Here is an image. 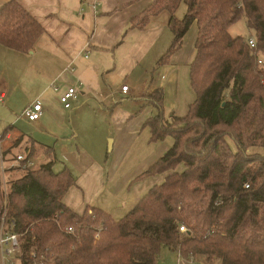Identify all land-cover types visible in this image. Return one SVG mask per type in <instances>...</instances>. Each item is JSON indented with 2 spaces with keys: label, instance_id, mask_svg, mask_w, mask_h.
<instances>
[{
  "label": "trees",
  "instance_id": "trees-1",
  "mask_svg": "<svg viewBox=\"0 0 264 264\" xmlns=\"http://www.w3.org/2000/svg\"><path fill=\"white\" fill-rule=\"evenodd\" d=\"M182 3L186 11L177 19ZM163 11L173 39L160 65L197 25L189 71L196 99L187 115L166 120L162 91L153 92L157 114L145 125L152 141L169 135L173 144L137 178L172 172L118 221L99 208L78 214L67 207L62 198L74 179L67 169L54 173L52 161L10 180L7 219L20 235L21 264L31 252L46 264H160L162 248L209 264H264V154L249 151L264 148V66L258 63L264 59V0H153L136 26ZM241 18L255 35V49L228 31ZM43 33L16 0L0 9L2 46L27 52ZM220 127L241 131L222 134ZM180 164L183 170L175 171ZM3 196L0 189V210Z\"/></svg>",
  "mask_w": 264,
  "mask_h": 264
},
{
  "label": "crops",
  "instance_id": "crops-1",
  "mask_svg": "<svg viewBox=\"0 0 264 264\" xmlns=\"http://www.w3.org/2000/svg\"><path fill=\"white\" fill-rule=\"evenodd\" d=\"M9 1L0 0V9ZM16 1L41 24L44 33L27 52L0 44V93L4 95L0 105L15 108L14 97L24 96V93L33 87L37 95L32 100H26L23 109L28 104L39 101L43 112L41 117L33 122L22 118L21 113L16 118L31 123L36 137L21 132L13 124L0 128L4 132V148L10 152H30L37 157L36 168L46 162H53L58 145H62L65 138H69L64 135L67 128L61 118V112L69 109L62 106L59 96L67 86L81 82L74 104H79L77 108L87 104L94 110L108 115V129L106 133L102 131V135L109 141L106 153L111 152L112 158L108 161L107 154L105 159H102L103 164H100L102 160L95 161L92 157L95 154L90 153L86 155L90 160L89 167L75 176L65 168L73 177L74 184L69 187L62 202L78 214L95 207L111 215V211H108V199L98 202L97 200L104 193L107 198H116L119 191L126 186L131 177L119 187L108 185L109 177L127 157L130 148L139 141L145 128L148 129L147 134H144L142 139L147 140L148 146L144 147H147L148 156L151 155V161L146 167L149 168L168 149V146L159 144V141L151 140L150 129L145 123L154 116L152 109L156 110L151 103L153 92L161 90L164 100V95L179 85V76L184 72V69L181 70V62L178 61L181 47L171 55L167 63L158 64L173 39L168 27L169 15L163 11L149 16L146 25L140 28L136 23L153 0ZM192 25L196 28L195 23ZM192 55L187 57L189 68L195 56V48ZM175 61H178L176 65ZM5 71L10 79H5ZM24 74L28 76L27 79ZM51 78L60 82L57 85L58 90L52 88L56 81L49 84L48 80ZM120 85H127V91L123 92ZM16 93L19 94L15 95ZM118 94L129 96L132 106L127 108L119 104L116 100ZM73 137L76 142L78 132L75 127L74 134L71 135V138ZM39 138L48 144L54 141L55 143L52 146L46 145ZM76 147L78 149V146ZM21 174L13 173L10 178L14 180ZM157 175H164L165 178L167 172ZM148 177L152 178L153 175ZM142 185L137 182L132 186L133 191L128 194H131V197L124 201L126 213L154 186ZM72 190L74 200L69 196ZM18 256H14L12 264H21ZM185 263V260L179 262ZM0 264H7V258L1 253Z\"/></svg>",
  "mask_w": 264,
  "mask_h": 264
},
{
  "label": "rangeland",
  "instance_id": "rangeland-1",
  "mask_svg": "<svg viewBox=\"0 0 264 264\" xmlns=\"http://www.w3.org/2000/svg\"><path fill=\"white\" fill-rule=\"evenodd\" d=\"M186 7L182 3L179 8L176 11V18L181 19L183 15L185 14ZM196 24V23H195ZM197 25L196 28L194 25L190 26L189 30L185 34L183 38V42L181 45L180 50V58L178 61H180L181 70L184 72H181V75L179 76V85L165 94V98L163 100V116L167 120L171 114L175 116H181L184 117L188 114L191 104L196 99V93L193 90L190 78H189V66L187 65V57L193 56V50H194V40L197 34ZM231 36H242L247 39L248 36L252 35L255 37L254 33L249 31V29L246 26L245 19L241 18L240 20L236 21L232 25L229 26L228 29ZM245 39V40H246ZM262 63L261 65L264 66V59H261ZM178 61H175V65ZM30 69H32L30 67ZM25 78L27 79L28 76L26 74ZM49 75V74H48ZM50 77V76H49ZM1 79V77H0ZM5 79H10L7 76V72L5 71ZM51 78L48 80L49 84L52 81H56L55 86L59 85V81L57 79ZM53 83V84H54ZM128 84V83H126ZM22 85V83H21ZM121 86V85H120ZM119 86V87H120ZM130 87V85L128 84ZM53 88V87H52ZM19 93H16L17 95ZM36 89L33 87H30L25 93L24 96L17 95L14 97V100L16 102L15 108H8L6 105L2 106L0 105V128L3 129L8 124H13L15 128L20 130L21 132L25 134H29L31 136L36 137L34 134V130L31 123H28L23 121L22 119L16 120L18 118L17 116L20 115V113L23 110V107L25 106L24 103L26 100H32L36 97ZM28 100V101H29ZM116 100L119 101V104H123L127 108H130L132 106L129 96H121L118 94L116 96ZM41 104V103H40ZM92 104V103H88ZM79 104H74V100H71V107L68 108L69 110H65V112H61V118L67 128L65 130V140L63 141L62 145L59 144L58 148L56 146V156L53 157V164H52V170L54 173H58L62 171L63 169L67 168L73 176L77 175L79 172L83 171L85 168L89 167L90 160H88V157L86 155L90 153H94L93 159L95 161H101L102 159H105V155L108 154L109 159L112 158V153H106V149L109 147V141L108 139H104L102 135V131L106 133L108 129V121H107V114L99 112L94 110L91 106L84 104L77 108ZM95 107V106H93ZM77 108V111H76ZM175 114H174V113ZM152 115L156 114V110L152 109ZM174 125L176 128L180 126L179 122H175ZM74 127L78 132V137L76 142H74V137L71 138V135L74 134ZM147 128L142 133V136L144 134H147ZM217 131L221 132L222 134H226L227 132L231 135H238L241 130H236V127H233L231 129L226 127H220L217 129ZM68 132V134H66ZM193 134V133H190ZM142 136L140 137L139 141L127 152V157L121 162L119 167L116 171L112 174L111 177H109L108 185L113 184L114 186L119 187L121 184L124 183L125 180H127L129 177H131L126 186L119 191L118 197L112 198L105 195V193L100 196L97 200V202L101 199L104 201L108 199L109 201V210L111 211V216L116 221L120 220L125 214H126V204L125 199L128 197H131V194L129 192L133 191L132 186H135L137 182L142 183L144 185L150 184L151 185H158L164 180V175H153L152 178L148 177L147 179L144 178H137L136 176L146 170L148 167H146L147 163H149L151 160V155L148 156V146L147 140H143ZM228 142L231 143L230 138L225 136L224 137ZM41 142H43L46 145L52 146L54 142H51V144H48L47 142H44L41 138H39ZM38 140V141H39ZM75 144V145H74ZM159 144H163L168 146L167 148L171 147L173 144V138L171 136H166L163 140L159 141ZM61 145V146H60ZM78 146V149H76ZM233 150H237L233 145H231ZM149 148V147H148ZM151 148V147H150ZM193 149V147H190ZM195 150H198V148H195ZM78 151V152H77ZM249 151L252 152H260L264 154V148L260 147H250ZM80 153V154H78ZM99 154V156H98ZM104 157V158H103ZM104 160L100 162V164H103ZM107 163V161H106ZM38 169V168H37ZM183 170V165L180 164L175 168V171H181ZM170 170L167 172V174L171 173ZM135 175V176H134ZM161 178L163 179L161 181ZM144 179V181L142 180ZM146 180V181H145ZM160 181V182H158ZM145 182V183H144ZM156 183V184H155ZM69 196L74 200V190L69 192ZM4 202V196L3 200ZM14 259V256L11 257ZM17 262V261H16ZM177 257L175 252H170L167 248H162L160 256H159V263L160 264H171L176 263ZM184 262V260H182ZM186 262V261H185ZM197 262H202V264H209L204 259V257H197L195 259L194 264H197ZM185 264H192L186 262ZM211 264H221L220 260L214 259Z\"/></svg>",
  "mask_w": 264,
  "mask_h": 264
},
{
  "label": "built area",
  "instance_id": "built-area-1",
  "mask_svg": "<svg viewBox=\"0 0 264 264\" xmlns=\"http://www.w3.org/2000/svg\"><path fill=\"white\" fill-rule=\"evenodd\" d=\"M247 44L250 48L255 49L256 39L250 35L246 39ZM86 57V56H85ZM261 59H258V63H261ZM81 85V82H77L76 85L67 86L59 96V102L65 109L71 107V100L76 98L77 89ZM55 90L59 87L52 84ZM128 89L127 85H122L121 90L126 92ZM4 95L0 93V101H2ZM43 112V107L39 101L28 104L21 112V117L29 122L38 120ZM4 132L0 130V189L3 191L4 202L0 210V253L3 257L7 258V264H12V256L20 254V235L12 230L13 222H9L7 219V191L9 189V182L12 180L11 174L13 173H24L30 170H34L37 166V157L25 150H17L15 152L7 151L3 145ZM249 185L244 184L247 188ZM10 223H12L10 225ZM180 233H185L187 228L182 224L178 227ZM66 233L73 234L74 230L72 226L65 228ZM177 262L171 264H179L181 260H185L188 263H194L195 258L192 255L184 258L181 256L180 251L176 252ZM30 261L28 264H46V259L42 256L38 259L34 252L29 255ZM202 264V262H197Z\"/></svg>",
  "mask_w": 264,
  "mask_h": 264
}]
</instances>
